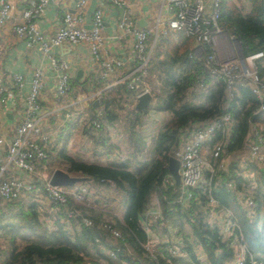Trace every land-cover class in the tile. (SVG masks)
<instances>
[{
  "label": "built area",
  "instance_id": "obj_1",
  "mask_svg": "<svg viewBox=\"0 0 264 264\" xmlns=\"http://www.w3.org/2000/svg\"><path fill=\"white\" fill-rule=\"evenodd\" d=\"M34 1L27 18L17 20L12 14L15 0H0V26L10 23L15 37L26 49H39L52 72L50 77L40 67L30 72L17 124L6 130L8 139L0 165V203L17 199L33 203L38 221L47 232L61 229L71 240L81 228L97 230L87 243L89 250L99 253L97 264H131L135 254L117 227L122 222V202L113 209L101 207L107 197L102 201L99 189L106 190V186L91 178L84 177L71 186L50 184L55 169L80 177L60 167L57 159L52 158L53 149H64L71 158L103 166L128 159L134 153L129 146L130 133L137 122H149L145 112L151 115L155 110L159 82L151 84L155 74L150 67L157 39L167 33H182L190 40L188 57L200 74L189 84L186 99L206 93L216 83L221 84L222 94L212 116L188 121L176 132L168 151L177 161V187L167 172L156 188L163 198L169 190L174 194L169 211L176 207L187 210L191 212V222L199 221L203 229L216 233L231 252L226 264H244L247 259L248 264H264V256L259 262L252 259L232 212L214 198L220 189L230 192L245 219L260 228L262 217H257L253 195L258 188L257 174L264 178L263 125L249 122L239 149L233 151L228 144L236 125L231 107H239V88L248 89L254 97V113L264 114V79L257 70L264 53L254 51L239 56L241 42L220 22L221 0H156L157 17L148 26H139L130 16L127 0H101L122 9L110 32L105 30L101 3L92 9L86 22L89 0H76L73 11H64L50 34L39 31L36 24L47 0ZM114 44L116 53L112 49ZM63 45L85 46L87 67L78 88L70 84L69 63L51 53L52 48ZM204 76L207 84L203 82ZM46 80L52 81L54 89L48 109H42L39 95ZM25 83L21 74H0V142L5 138L1 137L2 106L11 99L9 93H1L8 86L19 91ZM145 93L149 95L148 105L139 111L135 105ZM66 120L72 124V134L62 139L57 136L55 125ZM156 134L140 135L143 151L153 148ZM150 155L139 161L150 160L153 152ZM51 160L53 167L49 165ZM158 199V194L153 193L149 206L138 217V226L145 236L139 243V255L152 264H183L181 259L187 254L182 248L186 244L169 239L159 242L154 236L155 227L163 219ZM5 240L0 236L2 247L7 244ZM195 248V263L211 264L202 246L195 244ZM217 253L219 249L215 248L214 256Z\"/></svg>",
  "mask_w": 264,
  "mask_h": 264
},
{
  "label": "trees",
  "instance_id": "obj_2",
  "mask_svg": "<svg viewBox=\"0 0 264 264\" xmlns=\"http://www.w3.org/2000/svg\"><path fill=\"white\" fill-rule=\"evenodd\" d=\"M245 1L248 3L246 9L235 4L233 0H221L220 22H224L229 33L241 42L243 53L254 51L264 53V0ZM189 43L188 38L181 36L180 44L176 45L171 35L167 33L158 37L154 47L150 71L155 74L157 82L162 81V88L156 95L154 109L168 111L170 118L158 129L152 148L154 155L150 160L141 162L138 155L133 153L119 164L103 166L71 158L63 149L60 150L61 168L76 176L91 178L98 185L113 186L120 193L123 192L122 222L117 227L126 237L130 249L135 254L131 264H152L139 255V243L145 236L138 226V217L149 206L153 193L158 194L162 218L177 216L188 220L191 216V212L182 208L176 207L173 211H169V202L174 194L169 190L166 198H163L156 188L161 176L168 172L167 158L170 155L168 150L174 144L177 130L188 121L212 116L222 94L221 84L216 83L210 86L206 93L186 99L189 84L195 80L196 75H200L199 68L188 57ZM260 61L257 63V70L264 79V60ZM203 82L207 84L205 76ZM239 92L241 95L239 107L236 105L231 107L236 125L228 148L233 151L241 147L249 122L260 123L264 128V114L254 113L256 108L254 97L246 88H239ZM162 151L166 153L162 154ZM257 180L258 188L253 196L257 217H262L259 229L255 222L250 223L245 219L230 192L220 189L214 194V198L232 212L247 250L252 259L259 262L264 256V178L262 174H257ZM3 204L0 208V228L6 236L3 235L7 240L8 254L1 252L3 253L2 264H82L85 262L93 264L89 258L90 255H99L96 249H90V252L87 247V243L97 230L81 228L71 240L61 229L47 232L38 221L33 203L17 199ZM188 225L192 231L194 243L202 246L208 261L211 264H226L231 257V252L218 239L216 233L203 229L199 221H190ZM190 248L191 246H188L185 249L189 251ZM215 248L219 249V253L214 256ZM244 264H248V259Z\"/></svg>",
  "mask_w": 264,
  "mask_h": 264
},
{
  "label": "crops",
  "instance_id": "obj_3",
  "mask_svg": "<svg viewBox=\"0 0 264 264\" xmlns=\"http://www.w3.org/2000/svg\"><path fill=\"white\" fill-rule=\"evenodd\" d=\"M76 0H47L45 9L42 16L37 20L36 24L39 29L44 34L52 33L58 26L62 13L64 11L72 12L75 8ZM240 0H233L236 4ZM128 11L132 18L136 19L139 26L152 25L157 17L158 3L156 0H127ZM101 3L103 5V20L105 30L108 32L114 29V22L118 18L122 9L114 8L112 5H106V2H101V0H89L87 4V15H85V21H89L90 12L92 9ZM34 0H15V10L13 11V17L17 20H25L34 6ZM248 3L246 2V7ZM176 45L181 42L182 33H171L170 34ZM185 37V36H183ZM115 44L112 49L116 53ZM54 57L64 59L69 63L70 66V84L74 88H78L83 83L84 70L87 67L86 49L84 45H79L77 47H69L63 45L61 47H54L51 50ZM40 67L42 71L48 76H52V72L48 67L47 60L42 55L41 51L36 47L26 49L24 45L19 41L10 29V23L0 26V74L7 75L11 73L21 74L26 83L21 90H16L13 87L4 90L1 95L11 96V99L2 106V117H1V137H5L3 142H0V165L4 161V154L6 150V139H8L6 133L7 129H11L17 124L18 118L20 116V110L24 106V95L28 89V79L31 75V71ZM80 71L81 73L77 74ZM4 82V81H3ZM6 86V83L4 82ZM54 86L52 81L46 80L45 88L39 95V100L42 109H48L51 104L52 92ZM166 113V119L170 118L168 111L161 110ZM168 113V115H167ZM168 116V117H167ZM157 120H160V116H157ZM53 125V124H52ZM57 129V136L64 139L68 132L73 128L69 120H66L61 125H55ZM61 150V149H60ZM60 150L56 148L53 149L52 158H61ZM64 150V149H63ZM65 152V151H64ZM50 167H53L52 160L49 162ZM190 219L186 220L180 217H166L160 221L154 229V236L157 241H162L164 239H169L173 242H178L179 244L185 245L182 249L186 252V257L181 259L183 264H196L194 260V253L197 251L195 248L194 239L192 236V231L189 227L185 229V225ZM191 246L190 250L187 251L185 248ZM206 264V263H203Z\"/></svg>",
  "mask_w": 264,
  "mask_h": 264
},
{
  "label": "rangeland",
  "instance_id": "obj_4",
  "mask_svg": "<svg viewBox=\"0 0 264 264\" xmlns=\"http://www.w3.org/2000/svg\"><path fill=\"white\" fill-rule=\"evenodd\" d=\"M236 4H239L240 6L246 7L245 6L246 5L245 0H240ZM158 82H159V80H158ZM158 82L155 80V78L151 79V84H156ZM161 86H162V81L160 83H158V85H157L158 92L156 93V95L159 94V91L162 88ZM151 115L154 116L155 118H157V116H160V120H158V121L151 120L152 119ZM151 115H150V113L145 112V116L147 118H150L149 122L147 124H141V125L137 122L136 128L130 133L131 138L129 136V140H130V143L132 145V146L131 145H129V146L134 148V153L136 155H138V159L150 158V156H151L150 153L153 152L151 149L152 146L150 149H144V151H143V146H142V142L140 140V135L145 136V135H148L150 133L158 132V129L160 127H162L164 125V123L168 120V118L166 119V113L162 112L161 110H157V108L151 113ZM167 115H168V113H167ZM68 134H72V129L68 132ZM125 149L129 150V148H125ZM228 155L230 156V161H231V151H229V150H228ZM57 161L60 163L61 159L59 157H57ZM99 192H100V198L102 201H103V197L104 198L107 197L106 204L105 205H104V203L100 204L101 207H106V208H111V209H113L114 207L117 208L118 205L123 200L122 197H124L123 192L120 193L119 191L113 190L111 187L109 189L106 187V190H104V187L103 188L101 187L99 189ZM3 205H4L3 203H0V208L3 207ZM187 227H189V225H185L184 228L187 229ZM3 235H4V231H3V229L0 228V236H3ZM1 252H4L5 255L8 254L6 242H5V245L3 247L0 245V264H2V259H3V253H1ZM98 257H99L98 255L91 254L89 258L93 261V264H96L98 262V260H97ZM85 263L91 264L89 262H85Z\"/></svg>",
  "mask_w": 264,
  "mask_h": 264
},
{
  "label": "water",
  "instance_id": "obj_5",
  "mask_svg": "<svg viewBox=\"0 0 264 264\" xmlns=\"http://www.w3.org/2000/svg\"><path fill=\"white\" fill-rule=\"evenodd\" d=\"M242 48H239V56H242ZM81 73L80 71L77 74ZM149 95L147 93L138 97L136 102V109L139 111H144L148 105ZM167 170L171 174L174 180V186L177 187L178 185V173H177V161L173 157L169 156L167 158ZM83 177H72L68 176L65 172L60 169H55L51 173L49 183L52 185H63V186H71L75 182L82 181Z\"/></svg>",
  "mask_w": 264,
  "mask_h": 264
},
{
  "label": "clouds",
  "instance_id": "obj_6",
  "mask_svg": "<svg viewBox=\"0 0 264 264\" xmlns=\"http://www.w3.org/2000/svg\"><path fill=\"white\" fill-rule=\"evenodd\" d=\"M242 48V47H241ZM172 157V156H171ZM142 162V161H141Z\"/></svg>",
  "mask_w": 264,
  "mask_h": 264
}]
</instances>
